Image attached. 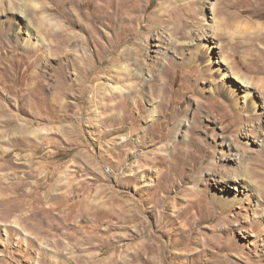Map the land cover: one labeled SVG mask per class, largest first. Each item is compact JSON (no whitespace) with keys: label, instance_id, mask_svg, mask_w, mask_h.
<instances>
[{"label":"rangeland","instance_id":"obj_1","mask_svg":"<svg viewBox=\"0 0 264 264\" xmlns=\"http://www.w3.org/2000/svg\"><path fill=\"white\" fill-rule=\"evenodd\" d=\"M163 2L122 31L110 0H0V264H264V0H172V19ZM207 35L211 62H184ZM137 47L143 76L119 75Z\"/></svg>","mask_w":264,"mask_h":264},{"label":"bare ground","instance_id":"obj_2","mask_svg":"<svg viewBox=\"0 0 264 264\" xmlns=\"http://www.w3.org/2000/svg\"><path fill=\"white\" fill-rule=\"evenodd\" d=\"M9 1V0H8ZM33 1V0H32ZM141 0H110L111 4H113V10L111 12H107L103 17H102V25L105 27L106 25L111 26L112 28H117L120 29L122 31L126 30L128 28V25H132V24H136L137 23V18L134 17V15L136 14V12H140L141 10L138 8V6H140L139 2ZM172 0H164V2L161 4V10L163 9V6L165 7L166 4H168L167 6V13L169 14V18L172 19L173 17V8L170 5V2ZM60 2L62 3H70L71 0H60ZM36 3V2H35ZM139 4V5H138ZM24 5V4H23ZM34 5V4H33ZM36 5V4H35ZM101 7H103L102 2L100 3ZM38 7V6H37ZM100 8V7H99ZM142 8V7H141ZM13 11L16 10L15 6H12L11 8ZM34 13L37 16L38 12H41L42 9L41 8H34ZM99 10V9H98ZM101 10V9H100ZM99 10V11H100ZM130 13H129V11ZM25 11V10H24ZM74 12V11H73ZM24 13V12H22ZM66 14V13H65ZM67 15V14H66ZM45 18V17H44ZM47 18V17H46ZM160 18V17H159ZM91 20V19H90ZM155 20V19H154ZM153 20V21H154ZM163 20V19H162ZM170 20V19H169ZM168 20V21H169ZM46 23H49L51 26H55L57 27V30H60V39L61 37L66 40H70L72 38H74V33L71 32L69 24L67 22H63L61 20H53V19H46ZM78 21V18L76 17L75 21H72L73 25H76V22ZM152 21V22H153ZM161 21V20H160ZM41 22V21H40ZM70 22V21H69ZM150 22V21H149ZM151 22V23H152ZM78 23V22H77ZM83 23V22H82ZM148 23V22H147ZM159 23V22H158ZM15 22L14 20L11 18L9 20V25H14ZM157 24V22H156ZM42 24H40L41 26ZM83 25V24H82ZM140 25V24H139ZM81 26V25H80ZM85 26V25H84ZM91 25H86L83 29L88 30V31H92V29L90 28ZM107 26V27H108ZM133 26V25H132ZM13 27V26H11ZM47 27V26H46ZM83 27V26H81ZM133 28V27H132ZM130 30V29H128ZM133 31V29H132ZM131 31V32H132ZM28 36L24 37V47H36L37 45L42 44L43 42H41L40 40H38V36L35 37L34 33L32 31V29H29L28 31ZM74 32V31H73ZM180 27H177L176 29H173L172 31V35H169V41L168 44L170 47L172 46H181L183 45L182 42H180V39H178L177 37L175 38L176 34H180ZM124 33V32H123ZM73 34V35H72ZM71 36V37H70ZM136 36V35H135ZM138 36V35H137ZM147 36V35H146ZM188 36H191L190 32L188 33ZM47 37V36H46ZM69 37V38H68ZM79 37V36H78ZM109 37V36H108ZM142 38V37H141ZM146 38V37H145ZM207 42H205L204 40L201 42V47L203 48V50L205 49V51H197L195 48L190 49V48H186L183 50L184 51H188L186 55V57L184 58V62H193V61H197V57L200 58H209L208 62H211V54L216 53L215 49L217 48V46L212 42V37L208 36L204 37ZM93 42H98L101 43V41L99 40V38L97 37H93ZM57 40V39H56ZM76 40V39H75ZM60 41V40H58ZM57 41V42H58ZM38 43V44H37ZM47 43V42H46ZM66 43V42H65ZM193 44H191L190 46H192ZM57 46V45H56ZM135 46V45H134ZM139 46V44H138ZM167 46L166 49L169 47ZM176 46L174 48H176ZM55 47V46H54ZM186 47V46H185ZM184 47V48H185ZM56 48V47H55ZM250 48V47H249ZM106 49V46H105ZM168 50V49H167ZM77 51V50H76ZM85 51V50H84ZM144 51V50H143ZM101 52V51H100ZM262 52V51H261ZM85 53V52H84ZM169 52L167 51L164 54V58L166 59L168 57ZM183 54V53H182ZM210 54V55H209ZM122 58L121 60L116 64L115 69L117 68V71L119 73V75L122 76H134L136 77L137 75L139 77H142L143 75L140 74V72H138V70H143L144 67L147 66L146 62H143L140 65H137L138 68H133V63H132V59L134 60H141L139 59L142 55L140 52L139 47L132 49V50H126L123 54H122ZM184 55V56H185ZM61 56V55H60ZM60 56L58 55L57 57L60 58ZM145 56V55H144ZM66 57V56H65ZM90 57V55H89ZM89 57L88 56H83V55H76V59L72 62L73 66H81V70L82 67L84 69L83 73H87L88 72V65L85 62L89 61ZM92 57V56H91ZM148 57V56H147ZM64 58V57H63ZM147 59V58H146ZM136 60V61H137ZM206 60V59H205ZM69 61V60H68ZM67 61V62H68ZM66 63V62H65ZM92 63V62H91ZM136 63V62H135ZM145 63V64H144ZM68 66L70 65V62L66 63ZM143 64V65H142ZM64 65V63H63ZM144 66V67H143ZM209 68V67H208ZM138 69V70H137ZM116 71V72H117ZM206 71V70H205ZM217 71L220 73V75L222 76V84L223 85H228V90L230 92V94L235 95L236 92L243 90L244 92H249L250 93V82H249V78L243 74H241L240 72H234L233 68L231 67L230 63L227 61V59L223 58L222 60L219 61V68L217 69ZM153 72V76L159 78L161 81L164 80V73L162 71H159L158 69L152 68L150 70V73ZM155 73V74H154ZM118 75V76H119ZM87 76V75H86ZM117 76V77H118ZM234 76V78L238 81V83H234L232 81H227V79H232ZM122 78V77H121ZM127 79V78H126ZM156 79V78H155ZM123 81V80H122ZM65 84V83H64ZM245 85V86H244ZM66 86V85H65ZM153 86V85H152ZM56 88V87H55ZM61 88V87H59ZM64 89V86H63ZM116 90L115 92H122L121 90L118 89H114ZM248 93V94H249ZM29 96V95H28ZM247 96V95H246ZM155 107L152 108L151 111V115L154 116L156 113ZM10 119V118H9ZM153 120V119H152ZM11 121H13L11 119ZM17 121V120H16ZM8 123V122H7ZM11 124V123H10ZM13 124V123H12ZM17 132L22 135L24 134H33L35 132H33L32 130H30V128L24 124H21V126L17 129ZM30 132V133H29ZM25 135V137H26ZM5 136V135H3ZM28 137V136H27ZM31 137V136H30ZM24 140V139H23ZM16 141V140H15ZM19 141V140H18ZM54 199L56 198L55 196L53 197ZM51 198V199H53ZM49 208V207H48ZM53 209V208H52ZM43 211V210H42Z\"/></svg>","mask_w":264,"mask_h":264}]
</instances>
